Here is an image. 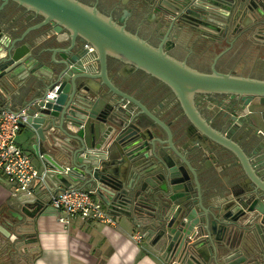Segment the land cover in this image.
<instances>
[{"label":"water","instance_id":"95a60500","mask_svg":"<svg viewBox=\"0 0 264 264\" xmlns=\"http://www.w3.org/2000/svg\"><path fill=\"white\" fill-rule=\"evenodd\" d=\"M11 1L42 20L22 32L10 30L6 8ZM46 26L56 33L66 29L72 39L65 48L56 40L58 48L44 50L39 32ZM77 38L95 47V61L76 44ZM107 55L168 85L205 141L220 149H214L215 156L224 160L226 150L234 152L250 172L237 145L199 120L193 96H237L238 120L254 128L249 107L264 105V81L193 72L73 0H0V103L14 99L23 74L38 64L43 68L28 86L35 99L23 107L28 108L23 126L36 135V144L41 140L59 151L60 161L47 150L40 157L54 174L44 183L51 180L65 189L91 191L113 216H126L138 227L152 229L153 244L162 246V257L171 264H264V253L258 250L264 246L263 223H256L264 216V183L255 179L260 190L234 199L225 216L222 203L213 196L210 175L201 170L208 151L199 146L179 150L168 126L115 86L107 72ZM94 62L100 72L91 68ZM56 88L53 100L39 97ZM148 120L155 123L156 133ZM244 141L256 148L253 154L264 151L258 139ZM165 142L171 146L164 148ZM257 166L264 168V155L261 161L257 158ZM31 198L33 207L24 200L22 213L11 212L20 227L24 215L33 219L43 207L37 196Z\"/></svg>","mask_w":264,"mask_h":264},{"label":"flooded vegetation","instance_id":"af4514ba","mask_svg":"<svg viewBox=\"0 0 264 264\" xmlns=\"http://www.w3.org/2000/svg\"><path fill=\"white\" fill-rule=\"evenodd\" d=\"M73 1L89 10H95L102 18L111 20L118 28L139 38L155 50H161L170 59L193 72L257 80L264 77V0ZM33 17L38 19L35 15ZM60 36L63 37L59 41L64 42L61 47L65 48L66 42L72 39L71 33L62 29ZM81 40L77 38L76 44H82L88 54L90 53L88 58L95 61V47L82 43ZM89 47L93 50L90 51ZM127 66L134 70L130 75H126L128 72H121ZM93 67H98L100 72L97 62L93 63L91 68ZM106 67L112 80L114 73L117 74L120 83L113 82L119 90L132 96H142L158 107L160 112L153 113L147 104L138 99L155 118L168 126L174 144L181 141L186 149L199 146L208 151L201 170L209 171L214 191L217 192L218 186H228V195L223 197L225 200L221 204L225 216L231 213L234 199L241 194H254L260 190L255 179L264 183V168L256 167V160L258 158L261 161L264 154H253L256 148L248 146L244 139L255 138L264 144V133H260L258 127L252 128L238 120L241 112L237 96L229 93L197 92L193 96L192 105L201 122L218 133L223 132L224 136L240 145L249 160V174L252 177L234 152L226 150L224 160L215 156L214 149H220L211 141H205L204 135L190 119L181 100L168 85L111 55L106 57ZM148 125L152 133H156L155 123L148 120ZM240 126H243L241 132ZM220 165L225 166L229 179L227 182L215 179L211 174L215 171L214 167ZM237 167L245 175L239 182L240 176L234 172ZM261 210H264V206ZM260 218L256 223L258 227L263 223L261 227L264 234V216ZM240 220L246 221L247 218ZM140 228L143 238L152 234L155 240L156 232H148L149 228ZM258 250L264 253V246Z\"/></svg>","mask_w":264,"mask_h":264},{"label":"crops","instance_id":"0c3cea01","mask_svg":"<svg viewBox=\"0 0 264 264\" xmlns=\"http://www.w3.org/2000/svg\"><path fill=\"white\" fill-rule=\"evenodd\" d=\"M6 10L10 19L8 25L10 30L20 29V31H24L28 26L36 25L42 20L39 16L38 19L34 18L32 13L20 7L15 1H11ZM39 34H41L42 48L44 50L50 49V51L59 47L56 44V38L59 40L63 37L60 36V33H56L51 26L44 27ZM57 58L59 57L57 56ZM40 66L38 64L31 71L22 75L24 79L20 81L19 87L14 90V99L6 104L0 103V109L18 110L32 103L35 97L28 86L35 76L43 73V68L41 69ZM92 69L98 70V67H93ZM133 71L132 68L127 66L121 72H128L126 75H130ZM112 78L115 83H120L116 73H114ZM260 81H264V77ZM50 93L51 91L46 90L41 92L39 97L46 98ZM133 96L147 104L149 110L153 113L160 112L158 107L153 103H149L146 98L135 94ZM250 111L253 112L254 125L258 127L261 131L260 133H264V105L251 106ZM17 143L31 158L35 168L39 171L47 169L49 171L47 178H51L54 175L50 169L44 167L43 160L40 157L47 150L60 161L61 158L58 155L59 151L57 148H50L47 144L41 143V140L39 144H36V135L27 126L22 127L17 137ZM232 143L237 145L245 155L240 145L235 141ZM165 144L164 148L171 146L168 145V142H165ZM35 146H39L38 155L34 148ZM176 146L181 151L188 150L181 141L176 142ZM202 166L203 164H201V168ZM214 168L215 171L211 174L215 179L218 178L225 182L229 180L225 173V166L220 165ZM203 172L210 175L206 169ZM234 172H237L238 176H240L238 182L245 177L239 167L235 168ZM36 187L37 183L33 185L32 196L35 195L41 199L43 207L33 219H29L24 215L23 223H21L23 226L20 227L15 222L16 219L11 216V212L22 213L24 209L22 201L24 200H29L30 206L33 207L34 204L30 201L32 196L22 193L14 194L13 187L5 179H0V209L7 207L9 211V214L4 213L3 217H0L1 260L4 257L10 258V256H14L13 260H15V255H18L16 250H18L19 246L25 244L22 247L23 252L26 248H30V251L34 249L36 252V256L33 257L29 264H171L162 257V246L153 244L152 234L147 235L140 242L134 240V235L137 233L142 234L143 231L130 218L114 215L116 219L115 226L84 221L79 218H73L68 225H64L59 221L60 213L50 205L51 196L57 190L62 189L63 186L56 181L50 180L46 184ZM228 190V186H218L217 192L213 190V196L221 204L225 200L223 197L228 195ZM30 230L32 233H30ZM147 231L152 232L153 230L149 228ZM30 234L35 237L29 242L25 237Z\"/></svg>","mask_w":264,"mask_h":264},{"label":"built area","instance_id":"2783aa9c","mask_svg":"<svg viewBox=\"0 0 264 264\" xmlns=\"http://www.w3.org/2000/svg\"><path fill=\"white\" fill-rule=\"evenodd\" d=\"M89 50L93 49L89 47ZM55 91H51L46 99H54ZM28 108L18 110L0 109V179H5L14 189L13 193H22L32 196L33 185L44 184L49 171H39L33 165L31 158L18 145L17 137L27 120ZM36 187V188H37ZM50 205L60 213L59 221L68 225L73 218L84 221L97 222L105 225H116L115 217L96 197L88 190L65 189L53 194ZM143 234L134 235V240L140 242Z\"/></svg>","mask_w":264,"mask_h":264},{"label":"rangeland","instance_id":"374dc122","mask_svg":"<svg viewBox=\"0 0 264 264\" xmlns=\"http://www.w3.org/2000/svg\"><path fill=\"white\" fill-rule=\"evenodd\" d=\"M30 233H32L31 230H30ZM27 236L28 237H32L33 235L30 234V235H27ZM28 241L30 242V241H32V239L31 238L30 239L28 238ZM23 246H25V244L19 246L18 247V250H16V254H18V255H15V257H16L15 260H13L14 256H10V258L4 257V259L2 258V260L0 258V264H14V263H18V264H29V262L33 259V257L36 256V252H35L34 249L30 251V248H26V250H24V252H23V250H22V247Z\"/></svg>","mask_w":264,"mask_h":264},{"label":"trees","instance_id":"16d2710c","mask_svg":"<svg viewBox=\"0 0 264 264\" xmlns=\"http://www.w3.org/2000/svg\"><path fill=\"white\" fill-rule=\"evenodd\" d=\"M4 213L5 214H9V211H8V208L7 207H2L1 209H0V217H3V215H4ZM16 222V221H15ZM33 237H35V236H32V237H25V238H33ZM11 246V245H10Z\"/></svg>","mask_w":264,"mask_h":264}]
</instances>
